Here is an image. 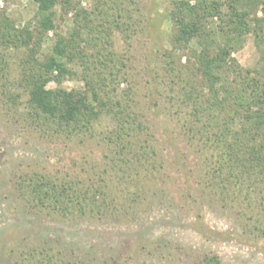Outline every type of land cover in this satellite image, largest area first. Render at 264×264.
<instances>
[{"label": "trees", "instance_id": "16d2710c", "mask_svg": "<svg viewBox=\"0 0 264 264\" xmlns=\"http://www.w3.org/2000/svg\"><path fill=\"white\" fill-rule=\"evenodd\" d=\"M33 1L38 6L35 27L19 26L0 3V98L8 110L54 136L93 130L103 115L116 125L101 132L111 159L98 170L93 167L88 177L80 171L25 172L19 175L18 188L27 202L66 218L102 219L116 209L127 213L124 197L134 195L137 201L141 195L142 174L134 171L143 159L156 179L166 169L158 163L162 147L148 115L137 108L131 90L120 89L127 71L114 35L128 32L134 23L142 30L141 22L125 0H98L91 10L82 0ZM166 2L172 30L162 53L165 104L173 107L164 112L166 118L175 120L177 136L204 157V173L198 178L203 190L253 220L264 237V64L246 68L234 56L253 33L264 61V0H227V9L220 0ZM58 7L72 17V26L67 34H57L51 52L41 57L43 36L57 29ZM214 18L219 19L216 27L211 25ZM185 49L191 54L183 61L180 52ZM75 76L83 80L82 88L62 86ZM51 81L54 87L48 86ZM64 253L36 244L18 264H99L73 251ZM204 264L221 261L217 255L207 256Z\"/></svg>", "mask_w": 264, "mask_h": 264}, {"label": "rangeland", "instance_id": "374dc122", "mask_svg": "<svg viewBox=\"0 0 264 264\" xmlns=\"http://www.w3.org/2000/svg\"><path fill=\"white\" fill-rule=\"evenodd\" d=\"M220 1L227 9V0ZM97 2L82 0V5L91 10ZM125 2L134 18L140 20L142 30L134 23L128 26V32L114 35L115 49L123 56L127 71V80L120 89L131 90L139 101L137 108L148 115L151 130L162 147L158 163H165L166 169L156 179L146 171L147 161L143 159L134 171L142 174L140 187L137 185L141 195L135 198L137 201L132 200L134 195L124 197L128 202L125 207L130 206L127 213L116 209L102 219L88 215L66 218L49 208L35 206L22 196L19 175L80 171L88 177L95 171L93 167L98 170L111 159L101 132L111 131L116 124L110 116L103 115L93 130L72 136L48 135L26 125L20 114L9 111L0 98V264H18L24 251L36 244L55 252L73 251L99 264H204L206 257L213 255L221 264H264V237L255 229L256 224L203 190L198 178L204 173V157L177 136L179 126L164 113L173 109L171 104H165L166 57L162 54L170 45L172 30L168 3ZM0 3L19 26H36L35 1ZM58 9L57 29L43 36L41 57L51 52L57 34H67L72 26V17ZM262 14L259 8L258 15ZM218 23V18L211 19L213 27ZM192 45L197 46L196 40ZM180 53L183 61L191 54L188 49ZM17 55L19 52L14 53V57ZM234 56L246 68L264 64L253 33L246 36ZM55 85L54 81L48 84ZM62 86L82 88L84 82L79 76L68 77ZM176 163L182 164L183 170Z\"/></svg>", "mask_w": 264, "mask_h": 264}]
</instances>
